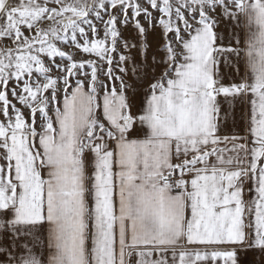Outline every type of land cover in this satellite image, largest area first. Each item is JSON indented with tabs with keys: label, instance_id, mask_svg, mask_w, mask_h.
<instances>
[{
	"label": "snow or ice",
	"instance_id": "obj_1",
	"mask_svg": "<svg viewBox=\"0 0 264 264\" xmlns=\"http://www.w3.org/2000/svg\"><path fill=\"white\" fill-rule=\"evenodd\" d=\"M249 252L264 0H0V264Z\"/></svg>",
	"mask_w": 264,
	"mask_h": 264
},
{
	"label": "crops",
	"instance_id": "obj_2",
	"mask_svg": "<svg viewBox=\"0 0 264 264\" xmlns=\"http://www.w3.org/2000/svg\"><path fill=\"white\" fill-rule=\"evenodd\" d=\"M149 40L150 41L152 40L151 36L149 37ZM249 261L252 262V264H264V257H260L254 254V257H249V258L242 257L241 258V264H247V262Z\"/></svg>",
	"mask_w": 264,
	"mask_h": 264
},
{
	"label": "rangeland",
	"instance_id": "obj_3",
	"mask_svg": "<svg viewBox=\"0 0 264 264\" xmlns=\"http://www.w3.org/2000/svg\"><path fill=\"white\" fill-rule=\"evenodd\" d=\"M249 257H254V253L249 252V253L247 254L246 258H249Z\"/></svg>",
	"mask_w": 264,
	"mask_h": 264
}]
</instances>
